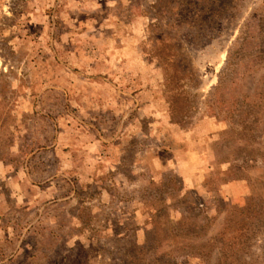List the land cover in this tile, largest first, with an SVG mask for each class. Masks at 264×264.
I'll return each mask as SVG.
<instances>
[{
  "label": "rangeland",
  "instance_id": "374dc122",
  "mask_svg": "<svg viewBox=\"0 0 264 264\" xmlns=\"http://www.w3.org/2000/svg\"><path fill=\"white\" fill-rule=\"evenodd\" d=\"M0 264H264V0H0Z\"/></svg>",
  "mask_w": 264,
  "mask_h": 264
}]
</instances>
